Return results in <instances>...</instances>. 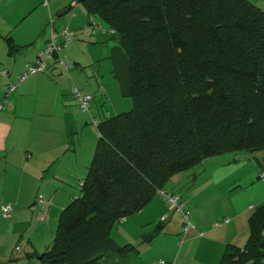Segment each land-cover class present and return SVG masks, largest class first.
Here are the masks:
<instances>
[{
  "label": "trees",
  "instance_id": "trees-1",
  "mask_svg": "<svg viewBox=\"0 0 264 264\" xmlns=\"http://www.w3.org/2000/svg\"><path fill=\"white\" fill-rule=\"evenodd\" d=\"M78 1L124 51L131 105L96 119L91 158L51 241L23 251L40 264H93L136 252L109 228L141 209L172 174L212 154L264 150L262 7L251 0ZM5 41L8 52L16 48ZM160 228L158 221L140 240ZM263 256L264 198L247 217L244 242L226 243L216 264H264Z\"/></svg>",
  "mask_w": 264,
  "mask_h": 264
},
{
  "label": "crops",
  "instance_id": "crops-1",
  "mask_svg": "<svg viewBox=\"0 0 264 264\" xmlns=\"http://www.w3.org/2000/svg\"><path fill=\"white\" fill-rule=\"evenodd\" d=\"M251 1L264 9V0ZM88 16L78 0H47L46 4L41 0H0V67L7 70L0 74V204L12 207L4 227H10L16 239L23 234L22 251L41 250L51 241L44 230L55 220L57 209L71 198L75 181L84 176L90 160L88 148L95 138L90 117L98 119L122 110L120 103L129 96L124 51L98 16L93 15L97 26L88 24ZM61 26L72 31L60 50L72 61L71 66L65 69L51 58L43 71L19 81L18 74L42 50L50 30ZM6 36L16 44L11 52ZM8 83L14 88L5 95ZM71 85L91 95L87 111L79 109ZM102 95L110 109L105 107L99 116L94 97L101 96L102 102ZM261 171L264 150L237 151L231 161L220 162L209 174L205 169L202 175L213 184L212 199L207 198L210 190L200 186L178 195L193 225L182 239L181 215L157 195L125 216L111 236L117 242L118 236L123 242H132L139 227L159 221L161 228L155 235H165L168 243H160L162 253L140 264H216L226 243L241 245L246 238L247 217L264 198ZM175 175L180 177L173 183H180L183 175ZM165 188L178 194L177 189ZM37 196L50 201L29 210ZM36 210L44 212V218L35 219ZM13 246L0 248V260L40 264L33 257L11 256Z\"/></svg>",
  "mask_w": 264,
  "mask_h": 264
},
{
  "label": "rangeland",
  "instance_id": "rangeland-1",
  "mask_svg": "<svg viewBox=\"0 0 264 264\" xmlns=\"http://www.w3.org/2000/svg\"><path fill=\"white\" fill-rule=\"evenodd\" d=\"M94 100L97 102V107H98V111H99L97 113V115L99 114V116H102L105 113V107L109 108V103L104 98V95H102V100H105V101L99 102V101H101V96L99 98L94 97ZM106 102H107V104H106ZM103 104H106V106H102ZM130 105H131V101H130L129 96H127L126 99H124V103H120V107H121L120 109L126 110V109H128L130 107ZM100 107H101V110H100ZM90 124H92V123H90ZM96 136H97V134H96V131H95V138L93 140V143L90 146V148H88L89 159H90V157L92 155V152H93ZM234 152H236V151H226V152H222V153L212 154V155L204 158L201 162H199V163H197V164H195V165H193V166H191V167H189L187 169H184L182 171H179L177 173L172 174L167 179V181L165 183V186L168 187L171 190L172 189H177V191H178L177 195L180 194L181 197L183 196L182 192L184 193V191L187 190V189H190L191 186L192 187L193 186L194 187L195 186H200V187H203V189L206 188L205 191L206 190H210L209 195L207 196V198L208 199H212L213 198L212 195L214 193V190H212L213 189V184L212 183L210 184V181L207 179V177H204L203 176L204 174L202 175V173H203V171L205 169H207L208 170L207 174H209L211 172L212 168L214 166H217L220 162L226 161V160L227 161H229V160L231 161L232 157L234 155ZM175 174H182L183 175V179H182V181L180 183H173L174 180H176V178L180 177V176L175 175ZM184 180H185V182H184ZM77 192H78V181H75V183L73 184V193H77ZM155 195H157V194H155ZM157 196H159V195H157ZM207 198H206V196L202 197V199H207ZM165 204L167 206L172 207V205L169 204V203L165 202ZM59 212H60V208L57 209L55 220H53V222L50 225V227L48 228V230L47 229L44 230V234L46 233V234L50 235V237H52V235H53L52 233L54 231ZM9 218H4L0 214V248L1 249H2L4 244L5 245L11 244V247L16 242L18 244L19 243L23 244V237H24L23 234H18L17 235V239H16V238H14L15 235H13L11 233V228L8 227V226H7V228L4 227V226L7 225L6 223L8 222V220H10ZM34 218L37 219L36 217H34ZM119 222H116V223L112 224V226L109 228V234H110V230H111L110 236L114 235V228L116 226H118ZM154 223H155V220L152 223H149L147 226H145V224H143L141 227L138 228L140 231H136V237L137 238L134 241L130 242V243L134 244L137 247V251L136 252H134V251L130 252L128 254V256L121 257V258L118 257V256H112V255L101 257L93 264H140L141 261H145L146 259L147 260H151V258L153 256L157 255L158 253H162V251L160 250V246L159 245H160V243H163V244L168 243V238L165 235H159V236L155 235L156 237L153 236L149 240H145V241H141L140 240L141 233H145V232L150 231L153 228ZM119 235H121V234H119ZM134 235H135V233H134ZM118 239H119V242H117L115 240L117 243H121V244L125 243V242L122 241L121 238H119V236H118ZM179 239H181V237H179ZM175 243H177V239H176ZM5 249L10 250V248H7L6 246H5ZM5 249H4L3 252H5ZM11 251L9 252V254L11 256H14V255L20 256V255L23 254L22 250H20V251H16L15 250V251H12V252ZM162 259H164V258H162ZM6 261H7L6 259H1L0 260V264H9V262L6 263Z\"/></svg>",
  "mask_w": 264,
  "mask_h": 264
},
{
  "label": "built area",
  "instance_id": "built-area-1",
  "mask_svg": "<svg viewBox=\"0 0 264 264\" xmlns=\"http://www.w3.org/2000/svg\"><path fill=\"white\" fill-rule=\"evenodd\" d=\"M42 3L46 4L47 0H41ZM88 24L91 26H96V22L93 19L92 15L88 16ZM111 32L112 29H109ZM72 34V31L68 29L66 26H61L56 29H51L49 32V36L47 37L44 46L42 50L36 55L35 59L27 63L25 67L20 71L18 74V80H22L29 74H33L36 72L43 71L46 66L48 60L51 58L54 59V61L64 67L65 69L71 66L72 61L60 54V50L62 47H64L70 38ZM7 70L5 67H0V74H6ZM14 85L11 83H8L5 87V95H7L11 90H13ZM70 92L75 96L77 99L78 107L82 111H87L89 108V104L91 101V95L89 93L82 92L80 89H78L75 85L70 86ZM2 107V104H0V108ZM91 123L95 125L97 123L96 118L90 119ZM261 176H264V171L260 172ZM79 183V182H78ZM156 193L161 196V198L166 202L173 206L174 209H176L179 214L182 217V225H181V232L182 234H185L186 230L189 227H192V223L190 222L188 218V214L186 211L183 210V203L179 200L178 195L170 192L169 190L160 187L156 189ZM50 200L48 198H44L42 196H37L33 203L29 205V209H33L35 204L43 203V202H49ZM11 205L9 203H3L0 204V214L4 218H9L11 215ZM45 214L41 210H38L35 214V217L37 219L44 218ZM165 215H161L160 219H163ZM227 218L224 217L222 220L225 221ZM201 234V232H198ZM19 248V245L16 246V249Z\"/></svg>",
  "mask_w": 264,
  "mask_h": 264
},
{
  "label": "water",
  "instance_id": "water-1",
  "mask_svg": "<svg viewBox=\"0 0 264 264\" xmlns=\"http://www.w3.org/2000/svg\"><path fill=\"white\" fill-rule=\"evenodd\" d=\"M61 11H63V10H61ZM61 11H60V12H61Z\"/></svg>",
  "mask_w": 264,
  "mask_h": 264
}]
</instances>
